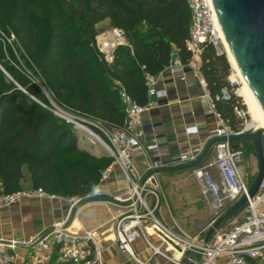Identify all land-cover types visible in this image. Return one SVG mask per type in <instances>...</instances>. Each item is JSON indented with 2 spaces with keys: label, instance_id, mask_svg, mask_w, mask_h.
<instances>
[{
  "label": "trees",
  "instance_id": "16d2710c",
  "mask_svg": "<svg viewBox=\"0 0 264 264\" xmlns=\"http://www.w3.org/2000/svg\"><path fill=\"white\" fill-rule=\"evenodd\" d=\"M107 19L127 40L116 46L110 61L95 43L99 24ZM190 20L186 0H0V194L42 188L72 199L89 198L112 162L94 143L81 146L87 134L49 110L39 87L5 60L3 33L15 37L54 101L102 135L94 120L112 128L123 124L121 87L144 105V73L158 75L169 65L174 47L180 61L188 62ZM226 56L204 43L200 72L215 112L237 131L243 119L235 108L245 113L246 107L234 93L238 86L228 82L232 66ZM245 146L253 151L249 143ZM48 264H56L55 255Z\"/></svg>",
  "mask_w": 264,
  "mask_h": 264
},
{
  "label": "built area",
  "instance_id": "2783aa9c",
  "mask_svg": "<svg viewBox=\"0 0 264 264\" xmlns=\"http://www.w3.org/2000/svg\"><path fill=\"white\" fill-rule=\"evenodd\" d=\"M186 2L191 12L189 35L185 43L186 50L191 55L187 64L201 73V53L204 43H211L218 53L223 50L218 18L211 0H186ZM115 32L116 36H122V32ZM175 56L177 51L174 47L167 67L172 73L182 72V65L175 67L172 64ZM232 76L231 72L228 77L229 84L232 87L238 86V80ZM157 77L158 75L144 73L148 95L144 105L136 103L122 87L119 89L118 95L124 113L123 124L119 128H112L94 120L92 125L98 128L102 135L96 134L87 125L76 121L72 115L58 109L54 110L58 116L98 139L112 157L110 165L101 171L91 197L101 196V185L109 179L114 165L124 174L126 188L108 194L107 197L109 203L117 206L110 223L118 250L126 253L133 264L264 263V177L255 196L248 197L243 211L216 230L207 243L203 242L209 225L242 196L248 195L251 182L242 169L245 151L239 143L228 141L217 143L214 145V159L205 160L191 169L210 217L205 230L189 237L173 219L165 222L161 219L159 209L162 207L164 197L157 174L148 175L160 165L155 161H149L145 170L139 173L133 163L137 153L147 154L157 148V144H145L142 140L144 136L142 115L158 107L161 98L166 96V91L158 88ZM184 78L185 74L182 72L180 79ZM221 92L223 98H229L225 89ZM235 113L244 119V112L241 113V110L235 108ZM215 115L218 124L208 131L207 140L216 136L251 132L257 127L244 119L239 130L233 131L216 112ZM187 132L197 131L189 128ZM204 145L179 152L173 164H184L195 160ZM262 148L264 155V134ZM54 196L42 188L2 193L0 210L16 204L23 197L53 198ZM71 226L72 223H55L45 235H32L23 241L0 240V264H17L18 261L20 264H48L53 255L56 264H101L99 244L105 238L104 233L97 229L74 230ZM139 240L145 246L143 256L134 248V244ZM19 246L27 249L24 255L17 252Z\"/></svg>",
  "mask_w": 264,
  "mask_h": 264
},
{
  "label": "crops",
  "instance_id": "0c3cea01",
  "mask_svg": "<svg viewBox=\"0 0 264 264\" xmlns=\"http://www.w3.org/2000/svg\"><path fill=\"white\" fill-rule=\"evenodd\" d=\"M172 64L175 67L182 65L185 78L180 79L182 72L172 73L168 67L158 74V88L164 89L166 96L161 98L158 107L142 115V140L145 144H157V148L147 154L139 152L134 156V167L139 173L145 170L149 161H155L160 166L172 165L179 152L203 146L207 142L208 131L218 124L202 74L187 63H182L178 56L173 58ZM189 128L197 132L188 133ZM86 142L81 141V146L89 147ZM214 157L215 150L212 147L206 160ZM167 174L170 173H160L157 176ZM125 188L124 174L114 165L109 179L101 185V196L93 201L83 203L80 199L59 195L53 198L23 197L16 204L0 210V240L23 241L32 235L47 234L55 223H72L71 228L74 230L97 229L104 233L105 238L99 244L101 264H133L128 255L116 246L110 219L117 206L107 200L108 194ZM162 207L159 215L169 221ZM144 247L141 240L134 244V248L142 256L145 255ZM26 251L23 246L17 247V252L21 255Z\"/></svg>",
  "mask_w": 264,
  "mask_h": 264
},
{
  "label": "water",
  "instance_id": "95a60500",
  "mask_svg": "<svg viewBox=\"0 0 264 264\" xmlns=\"http://www.w3.org/2000/svg\"><path fill=\"white\" fill-rule=\"evenodd\" d=\"M211 2L235 63L264 111V0H211ZM263 134L264 127H256L251 132L211 137L195 160L184 164L161 165L148 174L191 170L204 162L212 147L219 142L249 143L252 146L257 174L250 183L248 195L242 196L209 225L205 232L204 244L216 230L236 218L245 208L248 197L253 198L258 192L264 177ZM93 200L95 197L80 199L83 203Z\"/></svg>",
  "mask_w": 264,
  "mask_h": 264
},
{
  "label": "rangeland",
  "instance_id": "374dc122",
  "mask_svg": "<svg viewBox=\"0 0 264 264\" xmlns=\"http://www.w3.org/2000/svg\"><path fill=\"white\" fill-rule=\"evenodd\" d=\"M101 29V32L95 37L96 47L99 51L104 53L105 60L110 61V57L115 50L117 44H126L127 40L126 37L121 34V41L116 42L112 48L104 49L103 44L99 40L102 36L109 34L111 32L121 31L117 30L110 26V21L104 20L98 26ZM4 41V52H5V60L15 66L16 68L23 71L28 78L30 79L31 83H34L39 89L45 94L48 99L49 106L47 108L54 113L57 114L56 109L66 112L69 115H76L75 112L69 111L68 109H64L58 103L54 101L50 91L45 86V81L41 77L38 70L35 68L34 64L22 54V51L18 47L15 41V37L10 33H3L2 35ZM223 51L225 52L224 47H222ZM227 55V53L225 52ZM232 66V65H231ZM232 73L234 72L233 67H231ZM6 77L9 78L6 71H4ZM235 75V72H234ZM238 80V79H237ZM238 87L234 89V93L239 96L246 107V111L244 114L247 115L246 122L253 123L257 125V120H252L251 115L249 114V109L245 103V100L242 97L243 86L239 83L238 80ZM238 89V90H237ZM31 98H35L33 95L29 94ZM55 110V111H54ZM243 111H241L242 113ZM244 121V119H243ZM84 131V130H83ZM88 137L87 142L88 144L94 143V148L100 147L104 151L107 150L103 147L101 142L96 139L93 135L89 134L88 132L84 131ZM240 145L243 147L244 145V157L242 163V169L246 174L247 178H249L250 182H252L257 174V165H256V158L253 151L249 150L245 144ZM109 154V152H107ZM159 187L164 197V201L162 203L163 211L166 213V217L169 219H173L176 224L189 236L193 237L197 235L201 231L205 230L208 226L210 217L208 214V209L205 201L202 199L198 189V183L191 173V170H185L180 172H174L167 175L157 176ZM161 219L165 222L167 219L160 216ZM252 264H264V263H252Z\"/></svg>",
  "mask_w": 264,
  "mask_h": 264
},
{
  "label": "bare ground",
  "instance_id": "6f19581e",
  "mask_svg": "<svg viewBox=\"0 0 264 264\" xmlns=\"http://www.w3.org/2000/svg\"><path fill=\"white\" fill-rule=\"evenodd\" d=\"M218 29L221 37V43L222 47H224L225 52L227 53V58L229 62L231 63L233 70V76L232 78H236L239 80V83L243 86V92L242 97L245 100V103L249 109V114L252 117V120H257V127H264V111L261 109L259 103L257 102L256 98L254 97L253 93L251 92L250 88L246 84L238 66L235 63V60L232 56V53L229 49V46L226 42V39L222 33V30L219 25V21L217 19ZM101 43L103 44L104 49H110L116 42H120L122 39L121 37L116 36V32H111L109 34H106L102 36L100 39ZM240 87H238L239 89ZM237 89V90H238Z\"/></svg>",
  "mask_w": 264,
  "mask_h": 264
}]
</instances>
